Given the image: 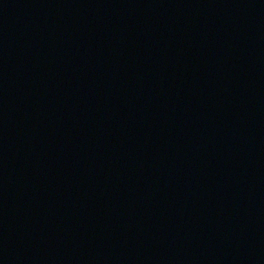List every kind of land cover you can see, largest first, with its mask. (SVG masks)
<instances>
[{
    "label": "water",
    "instance_id": "water-1",
    "mask_svg": "<svg viewBox=\"0 0 264 264\" xmlns=\"http://www.w3.org/2000/svg\"><path fill=\"white\" fill-rule=\"evenodd\" d=\"M0 264H264V0H0Z\"/></svg>",
    "mask_w": 264,
    "mask_h": 264
}]
</instances>
